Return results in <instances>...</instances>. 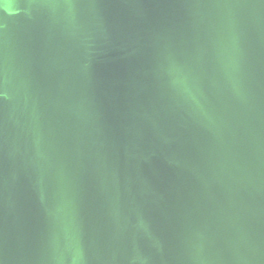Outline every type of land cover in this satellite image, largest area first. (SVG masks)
Wrapping results in <instances>:
<instances>
[{
    "label": "water",
    "instance_id": "1",
    "mask_svg": "<svg viewBox=\"0 0 264 264\" xmlns=\"http://www.w3.org/2000/svg\"><path fill=\"white\" fill-rule=\"evenodd\" d=\"M0 264H264V0H0Z\"/></svg>",
    "mask_w": 264,
    "mask_h": 264
}]
</instances>
